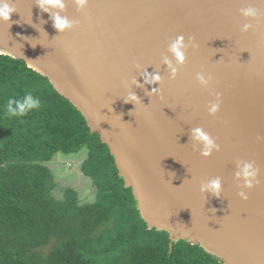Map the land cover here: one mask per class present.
<instances>
[{
	"label": "water",
	"instance_id": "1",
	"mask_svg": "<svg viewBox=\"0 0 264 264\" xmlns=\"http://www.w3.org/2000/svg\"><path fill=\"white\" fill-rule=\"evenodd\" d=\"M8 2L16 12L0 21L1 55L23 60L82 114L149 229L169 233L171 250L185 241L223 264H264V0H87L83 9L63 0L48 12L39 0ZM246 7L257 20L241 15ZM56 12L73 28L57 32ZM245 23L254 30L242 32ZM178 36L188 48L172 79L163 59ZM150 74L161 81L145 83ZM198 74L213 77L208 89ZM130 93L138 105L124 102ZM197 127L219 146L211 157L191 139ZM238 161L259 169L247 201ZM216 177L219 198L200 190Z\"/></svg>",
	"mask_w": 264,
	"mask_h": 264
},
{
	"label": "trees",
	"instance_id": "2",
	"mask_svg": "<svg viewBox=\"0 0 264 264\" xmlns=\"http://www.w3.org/2000/svg\"><path fill=\"white\" fill-rule=\"evenodd\" d=\"M26 93L40 107L7 115V101ZM84 148L95 202L80 203L73 189L56 198L48 163ZM0 264L223 263L185 241L171 250L169 233L149 229L107 145L82 114L23 60L0 55Z\"/></svg>",
	"mask_w": 264,
	"mask_h": 264
},
{
	"label": "clouds",
	"instance_id": "3",
	"mask_svg": "<svg viewBox=\"0 0 264 264\" xmlns=\"http://www.w3.org/2000/svg\"><path fill=\"white\" fill-rule=\"evenodd\" d=\"M87 0H76L77 7L83 9L86 6ZM39 7L41 10L48 12L52 9H63V0H39ZM16 12V8L8 0H0V21L10 22L12 15ZM241 15L247 20L255 21L261 15L257 8L246 7L241 9ZM53 27L59 33H64L73 28V22L67 17L62 16L59 12H56L53 16ZM254 30L253 23H245L242 25L241 31L244 33ZM190 43L193 47H196L194 40ZM188 45L185 43L183 36H178L171 42L168 48L171 58L165 56L163 62L168 66L171 74V78L175 79L178 75L179 68L183 66L186 60V52ZM197 80L199 84L208 89L213 81L211 75L205 76L204 74H198ZM161 81V77L158 74H150L145 83L155 84ZM156 90L153 89V92ZM125 103H132L138 105L140 103L138 96L135 94H129L124 101ZM41 105L39 98L33 96L31 93H26L20 99H9L6 103V113L9 116L17 117L24 116L28 112L38 109ZM221 108V97L217 95L216 102L210 103L208 106V112L211 116H215L219 113ZM191 139L199 145H202L200 152L204 158L211 157L214 151H219V146L214 139L207 134L202 128H195L192 133ZM235 180L237 185L242 189L239 192V196L242 200L247 201V191H251L259 183V169L252 163L246 161H238L236 165ZM201 192L210 193L211 195L219 198L223 192V183L221 178L216 177L202 183L200 187Z\"/></svg>",
	"mask_w": 264,
	"mask_h": 264
},
{
	"label": "rangeland",
	"instance_id": "4",
	"mask_svg": "<svg viewBox=\"0 0 264 264\" xmlns=\"http://www.w3.org/2000/svg\"><path fill=\"white\" fill-rule=\"evenodd\" d=\"M88 152L89 150L87 148H84L83 150H81L78 154H75V156H67V158L69 159H74V160H82V159H87L88 157ZM65 156V155H64ZM64 159V158H63ZM58 161H56V159H54V161H52L50 164V166L52 168H54V172L51 173L54 177L55 183L56 180L59 182L58 187L55 188L53 195L58 198L61 199L63 198L65 189L67 187H76L79 189V191H76L75 189H73L75 191L76 197L77 199L80 201V203L82 204H93L95 202V198H96V189L94 188V181L92 180L94 173H92V171H89V168H85V176H87V178L85 179L84 177H82L81 174L79 173H75V171L73 170H69L68 167H64L62 164H58ZM61 168V169H59ZM58 169V170H57ZM71 169V168H70ZM57 170V171H55ZM93 182V183H92ZM67 191V190H66ZM50 247H46L44 248V252L48 253L50 250Z\"/></svg>",
	"mask_w": 264,
	"mask_h": 264
},
{
	"label": "crops",
	"instance_id": "5",
	"mask_svg": "<svg viewBox=\"0 0 264 264\" xmlns=\"http://www.w3.org/2000/svg\"><path fill=\"white\" fill-rule=\"evenodd\" d=\"M70 156H75V155H70ZM54 159H56V161H58L56 163L57 166H58V164H60V165L62 164L64 167H68L69 166L71 168V169L68 168L69 170H75V171L77 170L78 172H80V168L83 166L84 162L86 161V159H82V160H78V161L74 160V159H69V158H67V156H64L62 154H58ZM50 164H52V163L51 162L48 163V167L52 170L53 173H55L54 170H53L54 168H52L50 166ZM59 169H61V168H59ZM57 170H55V171H57Z\"/></svg>",
	"mask_w": 264,
	"mask_h": 264
},
{
	"label": "flooded vegetation",
	"instance_id": "6",
	"mask_svg": "<svg viewBox=\"0 0 264 264\" xmlns=\"http://www.w3.org/2000/svg\"><path fill=\"white\" fill-rule=\"evenodd\" d=\"M73 171H75V170H73ZM75 173L77 174V173H80L81 175H82V177H84L85 179L87 178V176H85V174H84V172H83V166L80 168V172H78L77 170L75 171ZM93 183V182H92ZM58 184H59V182L58 181H56V188L58 187ZM94 184V183H93ZM94 188H95V186H94ZM67 189H75L76 191H79V189L78 188H76V187H67L65 190H67ZM96 189V188H95ZM97 190V189H96ZM80 192V191H79ZM97 192V191H96Z\"/></svg>",
	"mask_w": 264,
	"mask_h": 264
},
{
	"label": "bare ground",
	"instance_id": "7",
	"mask_svg": "<svg viewBox=\"0 0 264 264\" xmlns=\"http://www.w3.org/2000/svg\"><path fill=\"white\" fill-rule=\"evenodd\" d=\"M0 55H1V53H0Z\"/></svg>",
	"mask_w": 264,
	"mask_h": 264
}]
</instances>
